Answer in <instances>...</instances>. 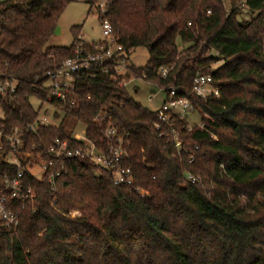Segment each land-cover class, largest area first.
<instances>
[{"label":"trees","instance_id":"1","mask_svg":"<svg viewBox=\"0 0 264 264\" xmlns=\"http://www.w3.org/2000/svg\"><path fill=\"white\" fill-rule=\"evenodd\" d=\"M73 1L0 3V70L19 80L17 93L0 97V125L24 127L40 115L31 98L47 99L45 74L73 54L82 35L75 25L71 46L48 45ZM84 1L100 19L102 0ZM242 3L249 17H241ZM231 5L108 0L106 16L128 55L149 49L147 65L132 70L166 96L178 88L204 126L173 115L159 130L157 109L135 99L113 72L76 74L69 96L77 106L69 105L68 115L86 123L99 150L111 146L109 125L126 137L123 164L134 183L116 184L113 172L99 170L90 156L67 160L53 183L49 175L37 180L27 173L36 195L21 206L19 226L0 225V264H264V0ZM199 74L212 75L220 95H195ZM104 111L109 117L96 120ZM56 137L86 144L63 124L42 125L30 135L38 144Z\"/></svg>","mask_w":264,"mask_h":264},{"label":"built area","instance_id":"2","mask_svg":"<svg viewBox=\"0 0 264 264\" xmlns=\"http://www.w3.org/2000/svg\"><path fill=\"white\" fill-rule=\"evenodd\" d=\"M107 2L108 0H102L99 3L102 13L100 23L103 39L88 42L81 35L73 54L59 67L49 70L45 74L46 82L49 81V84L45 82V85L50 89V92L44 102L59 107L66 114L71 111L69 105L77 106V101L69 96L75 88L76 74L101 68L106 73L113 72L114 77L120 79L121 85L126 87L134 83L135 80L143 78L132 70V64L129 62L130 55L120 41L114 24L106 16ZM168 71V67L162 68L164 77L168 75ZM18 89L19 80L17 77L0 70V97L6 99L13 96ZM193 93L207 99L212 95H220V90L214 84L212 75L199 74L194 80ZM149 100L152 102L154 97L151 96ZM0 109L3 110L1 104ZM195 111V104L189 97L180 94L178 88H171L157 109L159 119L157 128L161 130L164 125L170 124L173 115L187 118L189 113ZM108 117L109 112L104 111L97 114L96 120L104 121ZM42 125L53 126L48 122L47 117L41 118L40 115L35 121L24 127L0 125V225L10 229L20 225L21 206L36 195L27 173L37 180H42L46 175H49V181L53 183L55 175H61L66 169L65 162L67 160L90 156L94 159L99 170L108 169L113 172L116 184L131 185L134 183L133 170L123 164L128 157L125 146L127 139L120 135L114 126L109 125L106 128V136L111 141V146L105 151L99 150L92 143L85 144V146L73 145L63 137H56L49 144L46 142L38 144L31 141L30 135L38 133ZM199 125L204 126L203 123H199ZM173 133H175L176 146L180 149L181 139L175 130ZM189 178L193 182L200 180V176L194 174H189ZM139 192L143 196L147 194L144 189H140Z\"/></svg>","mask_w":264,"mask_h":264},{"label":"rangeland","instance_id":"3","mask_svg":"<svg viewBox=\"0 0 264 264\" xmlns=\"http://www.w3.org/2000/svg\"><path fill=\"white\" fill-rule=\"evenodd\" d=\"M2 1L5 0H0V3ZM236 2L239 5L240 0H236ZM226 6L227 9H231V0H226ZM241 7L243 8L241 17H249L250 15L247 13L243 3ZM75 25L82 26V35L86 41L93 42L103 39V31L96 9H91V4L88 1L75 0L67 6L62 14L58 26L60 30L58 32L55 31L48 45L71 46L74 42L72 27ZM149 60L150 52L145 46H139L130 53L129 62L132 65L143 67L147 65ZM219 65L221 63H216L214 67ZM46 84H49V81ZM128 88L135 99L153 109L157 108L166 96L165 92L157 84L147 82L143 78L135 80ZM151 96L154 97L152 102L149 100ZM31 102L40 111L41 118L47 117L48 122L56 126L63 124L72 138L90 144L87 137V125L84 121L66 114L55 105L43 102V99L38 96H33ZM3 116L4 111L0 109V118ZM189 121L191 125L199 123L200 114L197 111L189 113ZM77 214H79L78 211L73 212V215Z\"/></svg>","mask_w":264,"mask_h":264},{"label":"crops","instance_id":"4","mask_svg":"<svg viewBox=\"0 0 264 264\" xmlns=\"http://www.w3.org/2000/svg\"><path fill=\"white\" fill-rule=\"evenodd\" d=\"M136 91H138V90L136 89ZM163 101H164V99L161 101V104H162V102H163ZM161 104H160V105H161ZM160 105H159V106H160ZM159 106H158V107H159ZM158 107H157V108H155V109H158Z\"/></svg>","mask_w":264,"mask_h":264},{"label":"water","instance_id":"5","mask_svg":"<svg viewBox=\"0 0 264 264\" xmlns=\"http://www.w3.org/2000/svg\"><path fill=\"white\" fill-rule=\"evenodd\" d=\"M59 30H60L59 27H57L56 32H58Z\"/></svg>","mask_w":264,"mask_h":264}]
</instances>
